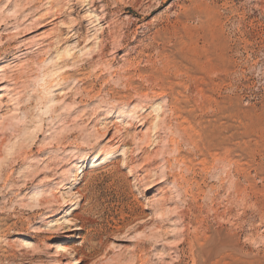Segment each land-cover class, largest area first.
Instances as JSON below:
<instances>
[{
	"label": "rangeland",
	"instance_id": "obj_1",
	"mask_svg": "<svg viewBox=\"0 0 264 264\" xmlns=\"http://www.w3.org/2000/svg\"><path fill=\"white\" fill-rule=\"evenodd\" d=\"M84 1L0 0V264H264V0Z\"/></svg>",
	"mask_w": 264,
	"mask_h": 264
},
{
	"label": "bare ground",
	"instance_id": "obj_2",
	"mask_svg": "<svg viewBox=\"0 0 264 264\" xmlns=\"http://www.w3.org/2000/svg\"><path fill=\"white\" fill-rule=\"evenodd\" d=\"M86 1V0H85ZM84 1V2H85ZM81 2V1H80ZM83 2V1H82ZM16 6V5H15ZM17 6H18V4H17ZM20 6V5H19ZM16 9V8H15ZM73 10V9H72ZM13 11V10H12ZM15 11V10H14ZM94 18V17H93ZM91 19H89V21H90ZM76 21V20H75ZM88 21V20H87ZM72 22V21H71ZM32 23H33V25H32ZM32 23H31V27L30 26H28V27H26V28H28V30H30V29H32V28H34V27H36V26H38V25H41V23H40V21L38 20V21H33L32 20ZM74 23V22H73ZM71 24V23H70ZM75 24V23H74ZM73 24V25H74ZM78 24V23H77ZM76 27V26H75ZM25 29V28H24ZM1 36V35H0ZM0 41H1V39H0ZM81 40H78L77 41V43L75 44V49H78V48H80L81 47ZM85 46V45H84ZM87 46V45H86ZM85 46V47H86ZM82 48L80 51H81V53H83L86 49H87V47L86 48ZM21 51V50H20ZM1 83V82H0ZM13 87V86H12ZM12 89V88H11ZM6 91V88H5V86L4 85H0V93H4ZM0 99H1V97H0ZM1 103L2 102H0V106H1ZM110 112H108V111H106V110H104V112H102L101 113V115H100V118H97L98 120H96V121H98V122H105L106 123V120H108V119H112V120H115V119H122V118H124L125 117V115L127 114V112H126V108H120L119 110H117V111H115V112H111L112 114H109ZM116 113H117V115H116ZM18 119V118H17ZM116 125H117V123H114V124H112V126H115L116 127ZM109 128V127H108ZM111 130V129H110ZM97 132V131H96ZM108 133V132H107ZM102 135V134H101ZM111 152L108 150L107 152H105L104 154H103V156L101 157V158H97V157H95L94 158V160H95V162H94V160L92 159V161L91 162H88L89 164L88 165H85L86 164V160H84V159H80L79 161H78V163L80 164H84L80 169H79V171H80V174H79V177H81L80 178V181H83V179L85 178V176H86V170L91 166L92 168L93 167H95L96 165H93V163H99L98 165H107V164H109V162H110V159H111ZM76 163V162H75ZM93 165V166H92ZM77 167V165H73L72 167H70L69 169H67L66 170V172H67V178H66V180H64V182H62V186H64V187H66V186H68V185H70L71 183H69L68 182V179H69V176H71V174H72V172H73V170L75 169ZM83 168H86L85 170L83 169ZM55 178V177H54ZM47 179V178H46ZM49 181V180H48ZM52 181V180H51ZM69 181H70V179H69ZM41 182V181H40ZM57 183V182H56ZM60 183V182H59ZM60 185V186H61ZM35 196H38V192H37V194L35 195ZM71 204H70V206H72V205H76L78 202H75V201H72V202H70ZM75 218H76V221H79V222H77V223H80V221H81V217L80 216H75ZM83 229H84V225L81 223V225L80 226H77L76 228H74L73 229V231H83ZM43 232V231H42ZM50 241V240H49ZM50 246V245H49ZM48 246V247H49ZM54 247H52L51 249H53ZM52 257H55V256H52ZM65 264H81V260H78V259H75V260H71V261H67Z\"/></svg>",
	"mask_w": 264,
	"mask_h": 264
}]
</instances>
